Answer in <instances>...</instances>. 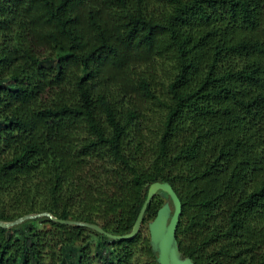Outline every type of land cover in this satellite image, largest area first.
I'll return each instance as SVG.
<instances>
[{
	"label": "trees",
	"instance_id": "1",
	"mask_svg": "<svg viewBox=\"0 0 264 264\" xmlns=\"http://www.w3.org/2000/svg\"><path fill=\"white\" fill-rule=\"evenodd\" d=\"M154 182L181 260L264 264V0H0V220L123 235ZM174 210L0 226V264H161Z\"/></svg>",
	"mask_w": 264,
	"mask_h": 264
},
{
	"label": "water",
	"instance_id": "2",
	"mask_svg": "<svg viewBox=\"0 0 264 264\" xmlns=\"http://www.w3.org/2000/svg\"><path fill=\"white\" fill-rule=\"evenodd\" d=\"M163 190L168 192V194L171 196L174 205H175V210L174 213L171 217V220L165 230V221H166V216L164 212H160L159 216L157 219L150 225V232H151V237L152 241L154 243L158 244L159 251H160V262L161 264H193L190 259H184L181 260L177 250L172 247L174 235L176 232V227L178 224V221L180 219V216L182 214L183 210V204L182 201L177 194L176 190L173 188L172 185L168 183H163V182H154L150 185L148 194L146 197V200L142 206V209L137 217V220L133 226V229L131 230L130 233L123 234V235H116L112 234L108 231H106L103 227H101L98 224L90 223V222H83V221H75V220H68V219H62L54 216L52 213L44 211V212H39V213H29L25 214L23 216L18 217L17 219L13 221H4L0 220V226L4 228H9L18 224L23 223L26 220L29 219H36L39 217H44L47 216L51 218L53 221L62 223V224H67V225H80V226H85L91 229H94L108 237L118 239V240H123V239H132L134 238L138 232L140 231L141 225H142V220L144 213L146 211L147 206L149 203L152 201L154 195L156 194L157 191Z\"/></svg>",
	"mask_w": 264,
	"mask_h": 264
}]
</instances>
